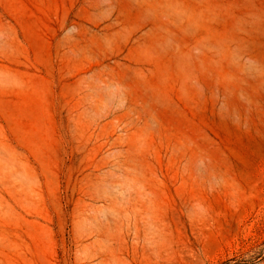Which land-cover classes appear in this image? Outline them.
I'll return each mask as SVG.
<instances>
[{
    "label": "rangeland",
    "instance_id": "obj_1",
    "mask_svg": "<svg viewBox=\"0 0 264 264\" xmlns=\"http://www.w3.org/2000/svg\"><path fill=\"white\" fill-rule=\"evenodd\" d=\"M0 264H264V0H0Z\"/></svg>",
    "mask_w": 264,
    "mask_h": 264
}]
</instances>
